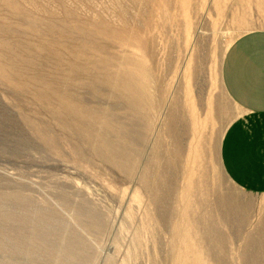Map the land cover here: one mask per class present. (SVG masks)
Returning a JSON list of instances; mask_svg holds the SVG:
<instances>
[{"label": "rangeland", "instance_id": "rangeland-1", "mask_svg": "<svg viewBox=\"0 0 264 264\" xmlns=\"http://www.w3.org/2000/svg\"><path fill=\"white\" fill-rule=\"evenodd\" d=\"M260 29L264 0H0V264H180L187 176L197 264H264V192L221 157L224 58ZM103 57L150 67L154 109Z\"/></svg>", "mask_w": 264, "mask_h": 264}, {"label": "crops", "instance_id": "crops-1", "mask_svg": "<svg viewBox=\"0 0 264 264\" xmlns=\"http://www.w3.org/2000/svg\"><path fill=\"white\" fill-rule=\"evenodd\" d=\"M222 75L228 95L242 109L222 140L224 169L241 188L264 192V29L232 43Z\"/></svg>", "mask_w": 264, "mask_h": 264}, {"label": "bare ground", "instance_id": "bare-ground-1", "mask_svg": "<svg viewBox=\"0 0 264 264\" xmlns=\"http://www.w3.org/2000/svg\"><path fill=\"white\" fill-rule=\"evenodd\" d=\"M94 44H92L91 47L94 48L96 51L101 52L100 48H98L97 45L95 46ZM84 48L86 49L87 47ZM99 63L101 67L108 72V77L107 79H105V81L108 84H111V86L114 89H116V91L120 92L122 95H126L134 110L144 114L148 110L154 109L156 100L153 98V95L151 93L152 70L142 60L134 59L133 57H126L121 62V65L117 67L116 70L114 71H110L116 65L111 58L109 57L99 58ZM162 92L163 91H161V93ZM168 116L169 117L166 123L167 131L174 133L173 132L175 127L174 121L176 120L177 117L179 118L180 115L179 116L178 114L176 115V111L175 110L173 111L171 109ZM110 122L112 121L110 120ZM113 124L115 123L113 122ZM106 125L107 127H110L109 123H106ZM107 149H109L110 152L112 151L110 147H107ZM191 182H192L191 177L187 176V185L185 187L183 194L184 207L181 211V220L180 222H177V224H175L173 228L174 234L183 242V251L179 253L178 255L179 258L177 261L180 264H197L199 262V257H198L199 253L195 252L194 245L192 243L193 241L191 242L189 240V238L192 239V235H191L192 227H194L195 224H197V221L193 222V220L189 217L190 211L194 208V203L191 199V196H193L192 195L193 188L191 186L192 184ZM181 224H185L187 225V227L185 226L186 228L185 227L182 228Z\"/></svg>", "mask_w": 264, "mask_h": 264}]
</instances>
